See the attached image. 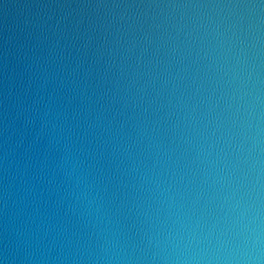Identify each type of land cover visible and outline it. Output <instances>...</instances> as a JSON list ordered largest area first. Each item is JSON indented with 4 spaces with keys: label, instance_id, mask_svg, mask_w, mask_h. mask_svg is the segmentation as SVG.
Here are the masks:
<instances>
[{
    "label": "water",
    "instance_id": "obj_1",
    "mask_svg": "<svg viewBox=\"0 0 264 264\" xmlns=\"http://www.w3.org/2000/svg\"><path fill=\"white\" fill-rule=\"evenodd\" d=\"M257 131L264 0H0V264H218Z\"/></svg>",
    "mask_w": 264,
    "mask_h": 264
},
{
    "label": "clouds",
    "instance_id": "obj_2",
    "mask_svg": "<svg viewBox=\"0 0 264 264\" xmlns=\"http://www.w3.org/2000/svg\"><path fill=\"white\" fill-rule=\"evenodd\" d=\"M246 164L248 170L238 192L235 216L231 226L222 232L212 248L192 250L177 244L180 256L191 259L217 261L218 264H264V162L258 155L261 140L259 131L251 137ZM167 251V249H164Z\"/></svg>",
    "mask_w": 264,
    "mask_h": 264
}]
</instances>
